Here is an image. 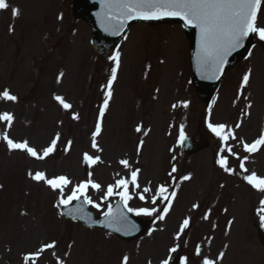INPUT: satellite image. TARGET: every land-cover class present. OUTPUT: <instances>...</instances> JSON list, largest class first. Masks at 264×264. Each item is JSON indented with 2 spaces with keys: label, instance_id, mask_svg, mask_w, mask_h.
Here are the masks:
<instances>
[{
  "label": "rangeland",
  "instance_id": "obj_1",
  "mask_svg": "<svg viewBox=\"0 0 264 264\" xmlns=\"http://www.w3.org/2000/svg\"><path fill=\"white\" fill-rule=\"evenodd\" d=\"M71 2L8 0L19 15L12 17L6 10L0 16V91L8 89L18 98L16 102L0 100V113L7 111L15 117L8 130L10 138L27 140L42 150L60 134L56 151L44 160L10 152L0 141V264H23L25 253L52 241L57 243L56 257L64 264H121L125 254L129 264H148L149 260L159 264L175 243L180 244L181 255L190 257V264H199L194 255L197 244L210 258L224 252L218 264H264V245L256 235L257 228L264 231L258 215L264 193L243 181L235 157L229 156V166L235 170L230 175L212 166L210 146L183 158L177 142L182 125L184 134L194 136L208 129V122L225 124L236 137L228 141L233 151L248 157L249 172L264 177V146L248 154L241 143H252L264 131V55L257 40L253 38L248 49L251 57L246 60L245 51L228 68L217 93L204 101L191 82L188 37L179 24H134L112 50L98 56L90 46L89 26L79 14L72 15ZM260 23L264 25V11ZM117 51L120 64L97 137L102 151H97L91 148V134L114 66L109 57ZM249 69V84L240 89ZM57 95L72 108L65 111L54 100ZM185 101L187 108L182 106ZM173 104L178 106L174 109ZM73 114L79 119L73 120ZM138 126L141 132H136ZM3 131L0 124V134ZM69 140L72 145L65 152ZM216 146L221 154L218 137ZM86 151L101 157V163L88 169L92 179L102 184L128 174L129 169L118 163L122 159L129 161L130 169L140 170L143 182L152 184H170L173 178L168 171L176 165L172 190L177 196L166 219L151 225V236L148 230L139 240L122 241L67 222L56 209L59 195L53 200L43 182L29 177L30 171H42L48 178L65 174L77 184L89 172L84 173L81 164ZM112 164L115 174L110 178L108 166ZM184 175L191 179L181 181ZM94 192L89 189L92 199ZM129 203L136 207L134 200ZM193 204L199 208L193 210ZM156 207L162 205L158 202ZM209 210L210 219L202 220ZM185 217L191 218L190 227L175 241L178 224ZM52 251H45L38 264H56Z\"/></svg>",
  "mask_w": 264,
  "mask_h": 264
},
{
  "label": "snow or ice",
  "instance_id": "obj_2",
  "mask_svg": "<svg viewBox=\"0 0 264 264\" xmlns=\"http://www.w3.org/2000/svg\"><path fill=\"white\" fill-rule=\"evenodd\" d=\"M99 3L100 11L96 14L98 21L104 31L111 35H119L124 30L126 24L132 20L153 21L164 18H178L183 22V27L194 28L197 37L195 62L197 72L201 79L219 80L224 74L228 57L239 49L244 48L245 41L250 37H255L258 41L264 42V25L260 23V13L264 11V0H99ZM6 10H10L12 17L19 15V9L11 7L8 0H0V11ZM251 55L252 51L247 50V56L244 58L247 60ZM109 60L113 61L114 66L111 68V76L105 85L107 90L104 92L103 104L99 108V116L95 123V130L91 134V148L97 151H102L98 146L97 137L101 134V121L112 96V85L117 78L120 53L118 51L115 52L109 57ZM250 76L251 69L243 74L239 85L240 89L245 88L249 84ZM57 82H59V78ZM53 98L65 111L72 108V105L67 103L63 97L57 95ZM17 99L8 89L0 91V100L16 102ZM177 106L176 104L172 105L174 109ZM182 106L187 108L188 102H182ZM247 106L251 107L250 104ZM210 108L211 106H209ZM14 119V115L10 112L5 111L0 113V124L4 126V131L0 134V141H3L7 145L10 152L21 151L36 160H44L56 151L57 143L60 140L59 133L42 150H37L35 147L30 146L27 140L16 141L10 138L8 130L11 129ZM72 119L78 120L79 115L73 114ZM207 127L221 142V154H218L216 164L225 173L230 175L235 174V170L229 166V156L235 157L239 161V170L243 181L258 192L264 193V177L258 176L255 172H249L245 167V161L248 157L244 156L241 158L238 153L233 151L232 146L228 144L230 139H236L233 130L222 123L212 124L208 122ZM235 127L239 128L240 124L235 125ZM135 130L136 132H141L142 128L138 126ZM186 139L187 137L184 134L182 125L177 142L183 144ZM241 143L243 152L248 154L255 153L261 146H264V131L252 143L243 141ZM142 144L143 141L141 140L140 145L142 146ZM71 145L72 141H67L64 151H69ZM137 151H139V146ZM224 152H227L228 155H223L222 153ZM101 162L100 156L90 155L87 151L82 155V163L88 168H92ZM119 163L125 169H129V178L121 177L114 184L107 185L105 189L103 185L92 179L93 174L89 171L87 179L72 186L67 196H65V189L72 185V181L67 176L60 175L48 178L42 171L35 173L30 171L29 177L36 182H43L50 189L59 193L57 207L63 206L66 208L73 201L83 199L85 204L100 210L104 201L109 200L114 195L118 196L120 203L115 208L109 203L107 210L102 212V216L104 217L106 227L116 232H121L126 236L138 231L137 225L129 220L128 213L134 216L152 217L153 223L156 221H164L173 206L177 192L175 190L169 191V187L166 184L157 185L154 190L147 186L141 189L138 182L140 170L130 169L129 161L126 159L120 160ZM176 172L177 167L173 164L168 176L175 179L173 174ZM180 179L181 181H188L191 179V176L184 175ZM130 185L133 189L131 192L129 189ZM175 187H178V185H175ZM89 189L103 192L100 203H96L90 198L88 195ZM148 194H151V204L153 207L130 206L129 202L134 196L138 197L142 202H147ZM158 202L163 205L162 208L156 207ZM259 203L261 205L258 213L259 223L260 227L264 228V199H261ZM198 208V204L192 205L193 210ZM210 212L211 210L206 211L201 216V219L205 221L209 220ZM67 214L72 216L73 219H86L89 226L95 223L90 216H86L81 207H77ZM190 220V217H185L178 224V230L173 237L175 241H179L186 230L189 229ZM228 223L230 225L232 221H228ZM215 227L216 225L213 224V228ZM152 231L149 230V236L152 235ZM208 242L209 244L211 243V237L208 238ZM56 247L57 243L55 241L42 244L34 252L23 255V264H38L41 255L47 250H53L51 254L53 257H56L54 251ZM179 249V243L173 244V246L167 249L165 257L159 261V264H173L174 261H178V264H190L189 256L178 255ZM194 255L199 258V264H218L223 259L224 252H220L215 258H210L203 254L201 245L197 244ZM129 261L130 257L125 254L121 259V264H129ZM56 264H64V262L59 257H56ZM148 264H151L150 260Z\"/></svg>",
  "mask_w": 264,
  "mask_h": 264
},
{
  "label": "water",
  "instance_id": "obj_3",
  "mask_svg": "<svg viewBox=\"0 0 264 264\" xmlns=\"http://www.w3.org/2000/svg\"><path fill=\"white\" fill-rule=\"evenodd\" d=\"M84 2H85V5H86L87 12L92 17L93 24H95V26L97 27V30H96V39H97V41L103 42V43H110L111 41H113L114 38H116L117 36H119L123 32L122 31L119 35H111L108 32L104 31V29L101 27V25H100V23L98 21L97 15H96L100 11L99 0H84ZM127 24H126V26H127ZM192 37H193L192 38V45H193L192 55H193V58H195V54H196V51H197V46H196L197 37H196V30L195 29L192 32ZM232 55H233V53H232ZM231 56H229L228 59Z\"/></svg>",
  "mask_w": 264,
  "mask_h": 264
}]
</instances>
